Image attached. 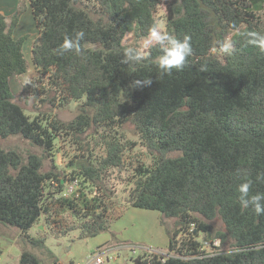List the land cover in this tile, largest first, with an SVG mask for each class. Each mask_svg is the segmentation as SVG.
Listing matches in <instances>:
<instances>
[{"label":"trees","instance_id":"16d2710c","mask_svg":"<svg viewBox=\"0 0 264 264\" xmlns=\"http://www.w3.org/2000/svg\"><path fill=\"white\" fill-rule=\"evenodd\" d=\"M26 1L39 29L31 47L38 76L22 90L52 107L79 103V113L68 123L54 117L45 123L14 101L10 80L28 66L26 37H14L23 3L12 16L0 15V140L21 137L40 151L24 158L0 148V225L17 229L31 247L46 251L50 264H58L45 236L32 238L28 231L40 220L53 221L57 204L75 221L62 236L77 231L87 239L107 232L120 213L115 217L110 204L113 191L97 181L113 170L127 171L125 156L138 143L150 162H128L131 188L124 209L157 211L169 241L166 255L145 254L134 264H264V215L244 209L238 192L251 179L250 195L264 193V182L256 180L264 172V51L247 36L264 35V10L252 11L247 0ZM161 8L166 30L179 39L191 37L193 49L181 71L163 77L155 66L158 48L147 50L141 63L121 62L129 47L125 35L146 38ZM79 30L86 34L85 55L58 54L64 38ZM225 40L233 42L232 54L214 53ZM147 78L150 85L134 83ZM127 124L137 142L128 137ZM89 133L91 146L82 159L69 161L75 170L66 182L53 159L56 144L77 146ZM73 181L86 192L78 195L77 187L76 194L62 197ZM202 236L228 251H202ZM19 264L42 260L24 251Z\"/></svg>","mask_w":264,"mask_h":264},{"label":"rangeland","instance_id":"374dc122","mask_svg":"<svg viewBox=\"0 0 264 264\" xmlns=\"http://www.w3.org/2000/svg\"><path fill=\"white\" fill-rule=\"evenodd\" d=\"M24 1L25 0H23V3ZM6 2L8 1L6 0ZM247 2L252 11L260 12L264 10V0H247ZM17 9H19V6ZM27 9L28 7L26 4L20 9L21 14L17 27L14 30V37L16 39L26 37L23 51L28 63L25 74L15 76L10 80L14 101L24 109L26 115L31 119L39 117L46 123L49 119L54 117L59 122L68 123L79 113V103L72 102L63 107L55 106V103L54 107H52L48 101L40 104L37 97L25 94L22 90L26 78L31 81L38 76L37 70L31 63V47L33 41L39 35V29L31 13L30 15L27 14ZM260 14L262 13L260 12ZM164 16L165 13L163 9H159L156 18L158 23H162L165 27ZM261 23L264 28V15L261 17ZM144 39L145 38L139 39L134 33L130 32L125 35L123 45L139 48ZM144 51L147 53V50ZM48 114L50 115L48 116ZM131 129L132 127L127 124L126 130L128 137L137 142L138 138L131 133ZM88 136L89 137H85V135H82L77 146L69 141L56 144V151L54 152L53 159L58 166V175L66 176V182L69 181V176L72 171L75 170V167L72 166V163L69 161H71V159L72 161H76V159H74L75 156L82 159L83 157L81 156H86V150L91 146L93 134L89 133ZM78 147L80 152L77 150ZM0 148L18 151L24 158L30 152L40 153L39 150L31 147L28 142L21 137L0 140ZM97 148L98 147H96V149ZM93 152L96 155L102 154L101 149H93ZM49 161L51 160L47 159V161H45L44 170L48 169L47 165ZM130 161H132L133 165H137L139 162L149 163L150 159L146 150L137 143V147L134 151L129 152L125 156V168H127V171L124 170V168L113 170L111 173L104 175L102 180L97 181L103 183L99 185L95 184L104 189L106 188L107 191H113L110 204L114 209L115 217L120 213L110 224V228L107 232L87 239H80L77 231H72L65 237L62 236L59 234L61 230L70 227L75 221L67 211H64V209H61L55 204L53 206L55 210L52 218L53 221L48 224L44 220H40L38 225L28 231V235L32 238H39L41 235L45 236L44 243L45 247L48 249L57 246L58 254L55 255V258L58 264H84L85 258L96 249H103L102 251L106 253V255H104L105 264H134L136 258L145 254L154 253L166 255L169 237L165 226L161 223V215L157 211L152 210L132 207H126L124 209L127 191L131 188L127 183L131 172V168L128 167V162ZM69 185V183L66 184L65 189H67ZM93 186L89 188L91 195H93ZM78 190V195L80 192H83V194L86 192L85 189L81 188L80 184ZM69 196V193L65 191L62 197L68 198ZM87 196L89 198L91 197L90 195ZM215 225L219 229L223 228L219 219L215 220ZM53 230L57 233L53 232ZM202 239L204 240L203 236L200 238V241L203 242L202 251L206 253L215 254L219 251H228V247H220L219 240H214V242H218L214 244V242L210 243V241H203ZM0 250V264H19L20 255L24 251H29L34 254L42 260V264H50L49 258L46 257V251L31 247V245L27 243L26 238L15 228H7L0 225Z\"/></svg>","mask_w":264,"mask_h":264},{"label":"clouds","instance_id":"9594fccd","mask_svg":"<svg viewBox=\"0 0 264 264\" xmlns=\"http://www.w3.org/2000/svg\"><path fill=\"white\" fill-rule=\"evenodd\" d=\"M83 30L76 31L71 37H65L62 44L57 49L58 54L71 52L77 56H84V50L81 47V41L85 38ZM248 43L258 47L264 51V35L258 32H250L247 34ZM158 48L159 56L155 60V66L161 77L171 76L173 72L181 71L187 59L192 55L193 49L191 45V37L184 36L183 39L177 38L166 30L162 23H153L149 29L146 38L139 48L128 47L123 51L122 63H141L147 59L148 54L144 50ZM234 51V45L231 40H225L219 44V47L213 48V52L221 55H231ZM138 86L150 85L152 81L147 78L136 80L134 82ZM25 85H29L30 81L26 78ZM256 180L264 182V172L257 175ZM253 181L245 179L238 186L240 204L244 209L252 208L258 216L264 215V193H255L250 195V189Z\"/></svg>","mask_w":264,"mask_h":264},{"label":"built area","instance_id":"2783aa9c","mask_svg":"<svg viewBox=\"0 0 264 264\" xmlns=\"http://www.w3.org/2000/svg\"><path fill=\"white\" fill-rule=\"evenodd\" d=\"M69 187L64 190L63 194L65 193V191H67L70 195L69 197H71L74 194H76V190L78 187L77 182L70 183ZM63 194H62V196H63ZM216 243H218V242L217 241L214 242V244H216ZM102 250L103 249H96L92 253H90L85 258L84 264H105L104 255H106V253L103 252Z\"/></svg>","mask_w":264,"mask_h":264},{"label":"crops","instance_id":"0c3cea01","mask_svg":"<svg viewBox=\"0 0 264 264\" xmlns=\"http://www.w3.org/2000/svg\"><path fill=\"white\" fill-rule=\"evenodd\" d=\"M7 1L8 2H6V0H0V15H2L4 17H10V16H12L15 13L16 9L18 8V6L21 3H23V0H7ZM25 4L28 7L27 14L30 15V13H31V16H32V12H31V9L29 7V3L28 2L26 3L24 1L23 5H25Z\"/></svg>","mask_w":264,"mask_h":264},{"label":"water","instance_id":"95a60500","mask_svg":"<svg viewBox=\"0 0 264 264\" xmlns=\"http://www.w3.org/2000/svg\"><path fill=\"white\" fill-rule=\"evenodd\" d=\"M50 251H51L54 255H57V254H58V247H57V246L50 247Z\"/></svg>","mask_w":264,"mask_h":264}]
</instances>
